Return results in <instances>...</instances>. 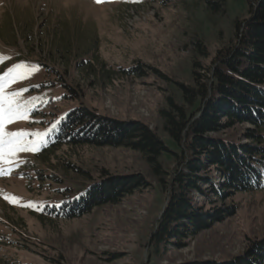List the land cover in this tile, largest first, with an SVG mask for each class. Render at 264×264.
Here are the masks:
<instances>
[{
	"label": "rangeland",
	"instance_id": "374dc122",
	"mask_svg": "<svg viewBox=\"0 0 264 264\" xmlns=\"http://www.w3.org/2000/svg\"><path fill=\"white\" fill-rule=\"evenodd\" d=\"M250 3L227 0L226 13L218 15L209 13L202 0H0V74L22 62L39 66L30 78L5 89H30L20 99L36 98L35 111L8 124L6 131L51 130L49 142L71 110L86 106L114 119L142 121L174 146L160 110L169 96L180 102L178 83L193 84L195 60L212 66L219 50L235 43L236 22L249 18ZM197 40L206 45L207 59L195 51ZM90 64L98 68L95 74ZM133 66L142 67L143 75L122 76L120 70ZM250 127L239 124L220 135L246 143ZM60 148L50 166L42 158L44 147L17 153L12 164L0 161V168H12L0 174V264L220 262L264 240V189L238 192L228 200L236 206L233 214L187 246L154 256L149 248L168 194L144 157L124 147ZM161 161L174 170V159L165 155ZM67 163L73 170H65ZM105 173H141L151 185L81 216H68L71 206L57 207ZM13 196L19 201L6 199ZM29 202L34 206H25Z\"/></svg>",
	"mask_w": 264,
	"mask_h": 264
},
{
	"label": "trees",
	"instance_id": "16d2710c",
	"mask_svg": "<svg viewBox=\"0 0 264 264\" xmlns=\"http://www.w3.org/2000/svg\"><path fill=\"white\" fill-rule=\"evenodd\" d=\"M202 1L209 13H226L227 0ZM253 1L249 18L236 22L235 43L220 49L212 66L195 60L193 84L178 83L180 102L169 96L160 110L163 129L174 146L142 121L114 119L79 106L66 115L42 156L50 166L55 151L64 146H112L139 152L168 194L149 248L154 256L187 246L202 231L233 214L236 206L228 200L236 193L264 189V0ZM194 46L202 58L209 57L202 40ZM88 69L95 74L98 68L90 64ZM144 72L139 66L120 70L124 77ZM239 124L251 126L245 133L249 142L220 135ZM165 155L175 160L172 172L163 166ZM70 166L67 163L65 170H73ZM150 185L141 173H105L74 191L59 209L71 206L68 216H81L95 207L120 203ZM197 195L202 199L197 200ZM186 264H264V240L253 242L244 254L229 261Z\"/></svg>",
	"mask_w": 264,
	"mask_h": 264
},
{
	"label": "snow or ice",
	"instance_id": "6c2138e0",
	"mask_svg": "<svg viewBox=\"0 0 264 264\" xmlns=\"http://www.w3.org/2000/svg\"><path fill=\"white\" fill-rule=\"evenodd\" d=\"M98 3L103 0H97ZM0 57V62L3 61ZM39 66L33 67L25 62L15 64L8 68L3 74H0V161L12 164L13 158L17 153L21 152H37L48 143L46 137L49 132L45 133H31L23 131H6V126L15 120L25 119L29 117L30 113L35 111L32 106L33 102L22 101L20 98L23 92L30 91V89H21L19 91L5 92V89L12 84L19 82L22 79L30 78V74L38 70ZM35 122V121H33ZM29 137H36L38 139L30 140ZM12 168H0V174L11 172ZM10 202H18L17 197H6ZM35 202H29L27 207H33ZM38 207V205H35Z\"/></svg>",
	"mask_w": 264,
	"mask_h": 264
}]
</instances>
